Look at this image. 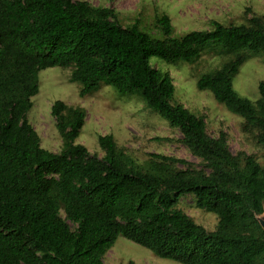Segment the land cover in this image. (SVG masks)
Wrapping results in <instances>:
<instances>
[{
    "label": "trees",
    "instance_id": "16d2710c",
    "mask_svg": "<svg viewBox=\"0 0 264 264\" xmlns=\"http://www.w3.org/2000/svg\"><path fill=\"white\" fill-rule=\"evenodd\" d=\"M156 21L161 37L139 21L125 27L113 8L88 1L0 0V264H106L119 236L183 264H264V165L253 154H234L226 133L211 136L203 115L175 102L173 77L151 64L152 57L194 64L217 46L232 54L197 86L241 116L264 148V81L256 101L233 83L264 52V15L213 21L210 30L178 37L168 15ZM55 66L72 68L82 97L103 85L139 95L180 130L203 168L160 153L138 162L111 134L99 136L104 156L93 154L76 143L86 109L62 100L52 114L63 148H44L28 113L40 71ZM186 194L218 215L215 230L177 207Z\"/></svg>",
    "mask_w": 264,
    "mask_h": 264
},
{
    "label": "rangeland",
    "instance_id": "374dc122",
    "mask_svg": "<svg viewBox=\"0 0 264 264\" xmlns=\"http://www.w3.org/2000/svg\"><path fill=\"white\" fill-rule=\"evenodd\" d=\"M94 6L113 8L123 26L139 21L143 30L161 37L157 17L168 15L174 28L173 36H182L193 30H210L213 21L225 25L247 23L255 15H264V0H82ZM232 54L220 46L206 48L194 64L179 62L168 64L159 57H152L153 67L169 73L176 86L175 102L183 104L197 115H203L207 131L213 137L226 133L234 154L246 152L255 155L264 165V148L257 143L255 134L244 129V119L219 103L208 90L197 86L200 76L220 68ZM71 67H49L39 73L40 91L33 97V107L28 119L41 137V145L60 152L63 138L52 114L57 100L86 109L87 116L77 144L85 145L93 154L104 156L99 136L111 134L138 162H144L152 153L175 156L187 160L192 167L203 168L202 161L194 156L183 143L179 129L170 126L159 114L147 108L137 94H121L111 85L84 97L81 84L71 80ZM264 81V52L251 56L234 77V88L243 97L256 101L260 97L259 84ZM180 167L185 168L181 165ZM177 207L207 230H215L218 215L197 207L193 194L182 195ZM259 218L263 219L264 214ZM106 264H183L162 258L150 249L124 236L104 257Z\"/></svg>",
    "mask_w": 264,
    "mask_h": 264
},
{
    "label": "water",
    "instance_id": "95a60500",
    "mask_svg": "<svg viewBox=\"0 0 264 264\" xmlns=\"http://www.w3.org/2000/svg\"><path fill=\"white\" fill-rule=\"evenodd\" d=\"M264 214V213H263ZM262 214V215H263ZM260 216V215H259ZM259 216H258V220L260 221V223H261V225L263 226V228H264V218L263 219H261V218H259Z\"/></svg>",
    "mask_w": 264,
    "mask_h": 264
}]
</instances>
